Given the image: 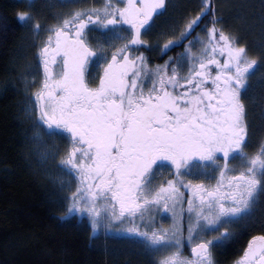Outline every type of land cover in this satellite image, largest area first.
Masks as SVG:
<instances>
[{
	"label": "snow or ice",
	"instance_id": "snow-or-ice-1",
	"mask_svg": "<svg viewBox=\"0 0 264 264\" xmlns=\"http://www.w3.org/2000/svg\"><path fill=\"white\" fill-rule=\"evenodd\" d=\"M15 18L42 68L19 77L23 163L55 164L59 219L137 237L150 264H219L241 221L264 217V0H28ZM233 264H264V234Z\"/></svg>",
	"mask_w": 264,
	"mask_h": 264
},
{
	"label": "trees",
	"instance_id": "trees-1",
	"mask_svg": "<svg viewBox=\"0 0 264 264\" xmlns=\"http://www.w3.org/2000/svg\"><path fill=\"white\" fill-rule=\"evenodd\" d=\"M27 2L0 0V264H149L141 259V263L135 262L138 257L131 260L126 249L109 248L112 255L101 250L95 237L90 238L84 218L60 220L58 204L51 202L46 184L23 163L27 123L17 107L23 97L10 77L16 69L13 56L29 35L15 13L26 8ZM182 50L177 48L168 55ZM253 54L259 56L257 47H253ZM163 59L154 58L152 63H163ZM260 220L258 217L247 229L240 230L236 240L221 251V257L232 261L238 245L246 237L259 234Z\"/></svg>",
	"mask_w": 264,
	"mask_h": 264
},
{
	"label": "rangeland",
	"instance_id": "rangeland-1",
	"mask_svg": "<svg viewBox=\"0 0 264 264\" xmlns=\"http://www.w3.org/2000/svg\"><path fill=\"white\" fill-rule=\"evenodd\" d=\"M28 1V0H27ZM37 3L42 2V0H36ZM171 2L173 4H187L190 6H195V4L198 2V0H171ZM241 2H243V0H229V3L231 4H240ZM252 2H258V0H252ZM74 6H80L79 3H77ZM238 13V9L237 8H233V7H227L223 9V14L227 20V22L229 21L231 23V25H235L237 24V20L235 19L236 15ZM173 14V10L170 9L169 13L166 14V16H171ZM229 23V24H230ZM27 33L29 34L27 38H24L23 43H19L18 48L15 52V55L13 56V63L16 66V69H12V73H11V83L12 85H14L16 88H18V90L21 92V95L23 97V99L21 100V102L17 103V107L20 108L21 111V106H22V102L24 100V95H23V91L21 89L20 83H19V77L21 72L24 71V67L27 63L32 62L33 64V68H32V72L36 75V79L39 80L42 78V68L37 67L36 65V61L33 60V53L35 51V49L33 48V43H38V41H35L33 35L27 30ZM246 36V40L253 45L254 47L258 48V52H260V49L258 47L259 44V34L258 33H252V34H248L245 33ZM27 40V42H26ZM27 54L29 56V59H27ZM264 73L263 71H261V66H257L256 68V72L255 75L252 77V83L254 86V94L259 95V92L261 91V85L259 83V78L261 76V74ZM95 71L92 72V76L95 77ZM29 79H31V77H29ZM27 123V122H26ZM28 128V124L27 127H24L25 131ZM55 144H57L61 149L64 148L65 144L63 140H55L53 141ZM23 150L26 154L27 149L24 147L23 145ZM33 173L39 177L40 175V179L46 184L45 185V190L47 192V194L51 197L50 199H52L54 204L57 203L58 204V209L61 212V204H60V200L59 197L56 193L55 190V186L53 185V183L51 182L50 179V175L51 176H55L57 175V169L55 167V164L53 162H49L47 167H40L37 164H33V166L31 167ZM168 171L167 169L163 170V175H167ZM160 173H157V181L160 179ZM155 182V181H154ZM185 196H187V192L185 191ZM55 200V201H54ZM185 207H186V201H185ZM260 218L261 220L264 217L260 216L259 211H257L256 216L252 219V220H245V221H241L239 227L236 228V234L237 232H240V230L242 229H247L249 225H252L257 218ZM78 220L83 219V217H77ZM261 220L259 222H261ZM85 223L87 224L88 228L89 224L86 218H84ZM157 223H160V217H157ZM165 225H168L171 223L170 219H167L164 221ZM186 226V224H185ZM94 242L97 245H100L99 248H101V250L106 251L107 253L110 252L109 248L112 247H117V248H122V249H126L128 250L127 254H129V258L132 260V258H137L135 259V262L137 263H141V260H144L146 262H148L150 264L151 260L153 259V257H150L148 255H146L143 251V249L140 247V244L138 242V238L134 237V236H129L127 233L124 232H120V233H108V234H104V233H98L96 236H94ZM234 241V240H233ZM232 241V242H233ZM231 242V243H232ZM229 243V244H231ZM227 244L226 246L222 247V248H218L215 249L214 251V256L215 259L219 262V264H233V261H227L226 259H223V257H221V251H224L225 248L228 247ZM114 254V252H110V255ZM186 254H188L186 252ZM133 255V256H132ZM135 255V257H134ZM159 255H163V253L159 254ZM126 256V255H125ZM128 257V256H127ZM158 258V257H157ZM141 259V260H140Z\"/></svg>",
	"mask_w": 264,
	"mask_h": 264
},
{
	"label": "flooded vegetation",
	"instance_id": "flooded-vegetation-1",
	"mask_svg": "<svg viewBox=\"0 0 264 264\" xmlns=\"http://www.w3.org/2000/svg\"><path fill=\"white\" fill-rule=\"evenodd\" d=\"M257 230H258V233H259L258 235L264 234V230H262L260 226L257 227ZM238 233L239 232H237V234H236V238L239 235ZM251 237H246V239L244 240V243L238 245L237 249L234 251V255H233L234 259L232 260L233 262L242 255V252H243L244 248H246L247 243L251 239ZM236 238L234 239V241L236 240Z\"/></svg>",
	"mask_w": 264,
	"mask_h": 264
}]
</instances>
